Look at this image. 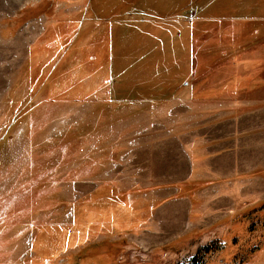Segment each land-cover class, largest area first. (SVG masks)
Here are the masks:
<instances>
[{
	"label": "rangeland",
	"instance_id": "374dc122",
	"mask_svg": "<svg viewBox=\"0 0 264 264\" xmlns=\"http://www.w3.org/2000/svg\"><path fill=\"white\" fill-rule=\"evenodd\" d=\"M263 21L264 0H0V264H264L262 168L114 164L126 119L233 75L252 96Z\"/></svg>",
	"mask_w": 264,
	"mask_h": 264
},
{
	"label": "crops",
	"instance_id": "0c3cea01",
	"mask_svg": "<svg viewBox=\"0 0 264 264\" xmlns=\"http://www.w3.org/2000/svg\"><path fill=\"white\" fill-rule=\"evenodd\" d=\"M234 79L239 76H231L228 83L221 82L227 94L220 98L176 97L173 101L181 103L182 115L159 120L147 116L124 120L135 125L120 138L123 149L114 161L119 173L149 170L143 184H152L159 181L153 179L159 175L154 172L178 170L180 166L168 164H178L181 154L190 160L193 153L199 155L197 164L215 172L214 176L264 170V79L255 83L257 88L254 86L252 96L247 95V99L238 98L237 89L231 86ZM177 146L182 149L176 150ZM160 155H166V159L160 160ZM132 177L131 182H137L138 176ZM198 193L203 195V190Z\"/></svg>",
	"mask_w": 264,
	"mask_h": 264
},
{
	"label": "trees",
	"instance_id": "16d2710c",
	"mask_svg": "<svg viewBox=\"0 0 264 264\" xmlns=\"http://www.w3.org/2000/svg\"><path fill=\"white\" fill-rule=\"evenodd\" d=\"M263 22H264V21H263ZM201 182H203V181H201ZM201 182H199V184L196 185L195 188L201 187L202 185H205V183H206V182H203V183H201ZM188 184L192 185V183H188ZM190 191H191V189H190ZM192 191H193V189H192ZM203 248H204L203 253L205 254V252H208V251L210 250L211 245L203 246ZM198 259H199V262L202 261V258H198ZM197 261H198V260H196V262H197Z\"/></svg>",
	"mask_w": 264,
	"mask_h": 264
}]
</instances>
